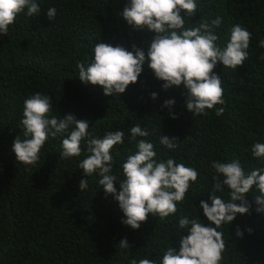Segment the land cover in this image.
I'll return each mask as SVG.
<instances>
[{"label":"trees","instance_id":"1","mask_svg":"<svg viewBox=\"0 0 264 264\" xmlns=\"http://www.w3.org/2000/svg\"><path fill=\"white\" fill-rule=\"evenodd\" d=\"M36 2L40 14L28 17L25 9L9 25L7 36H0V264H130L142 258L159 264L163 250L179 251L180 237L188 235L177 227L182 214L209 226L200 203L211 204L213 161L239 160L246 172L264 167L251 155L254 143H264V48L257 46L264 39V0H200L196 16L185 17L186 28L222 17L221 26L213 30L221 47L234 25L252 34L242 66L235 71L218 63L214 69L221 77L225 101L215 106L225 109L219 117L214 110L192 116L184 106L183 86L164 90L147 64L120 96H105L99 86L78 79L77 65L87 66L96 43L128 51L135 45L146 51L154 39L147 28L134 30L123 19L128 0ZM53 7L56 16L50 21L46 14ZM38 92L52 100L49 117L64 119L71 114L87 120L92 138L124 132V143L111 150L117 191L123 179L120 166L137 150L136 141L130 142V127L136 124L150 133L137 140L153 143L159 160L174 158L195 168L197 181L177 204V213L164 220L149 214L138 230L122 224L123 212L104 193L98 173L86 177L79 169V162L89 155L86 140L79 157L60 159L64 137H49L36 164L17 162L13 142L18 136L27 138L20 123L24 101ZM152 93L157 94L155 100ZM170 99L175 104L165 107ZM161 136L175 139L176 149L161 146ZM82 179H87L88 187L80 191ZM216 194L225 201L230 198L226 186ZM256 194L246 196L249 213L237 214L230 225L218 229L225 242L220 264H264V213L256 212ZM124 238L130 248L121 250Z\"/></svg>","mask_w":264,"mask_h":264},{"label":"clouds","instance_id":"2","mask_svg":"<svg viewBox=\"0 0 264 264\" xmlns=\"http://www.w3.org/2000/svg\"><path fill=\"white\" fill-rule=\"evenodd\" d=\"M197 3L200 0H128L122 12L123 19L134 30L147 28L155 34L154 39L146 51L135 45L132 51H128L121 46L96 43L87 66L83 63L77 65L78 79L85 84L99 86L105 96H120L129 85L137 82L147 64L155 78L163 82L164 90L183 86L186 95L184 106L192 116H207L206 110H214L216 116H222L225 109L215 107L225 103L222 80L214 69L218 63L224 69L235 71L242 66L248 59L252 34L241 25H234L226 45L221 47L213 30L221 26L222 17L216 16L210 22L186 28L185 17L196 16ZM25 9L28 17L41 11L36 0H0V36H7L9 25ZM46 15L53 21L56 9L49 8ZM257 46L264 48V39ZM156 96L152 93L153 100ZM174 104L175 101L170 99L164 106L170 108ZM50 112L53 111L49 96L38 92L24 101L20 123L27 138L22 140L18 136L13 142L16 161L26 166L36 164L47 139L57 136L64 137L60 159L79 157L81 143L86 140L89 155L79 162V169L86 177L98 173L104 193L111 195L123 212L122 224L133 230L140 229L149 214L159 220L176 214L177 204L185 199L191 184L197 181L199 173L195 168L177 163L174 158L159 160L153 143L146 139L137 140V137L146 138L150 133L136 124L130 127V142L136 141L137 150L120 166L123 179L117 191L111 150L124 143V132L117 130L107 132L103 138H92L87 120H77L71 114L64 119L56 115L49 117ZM159 144L170 150L177 147L175 139L166 136L160 137ZM251 155L264 164V143H254ZM211 167L216 173L209 197L211 204L206 201L200 203L209 226L200 219L182 214L177 227L188 235L180 237L179 251L173 247L164 249L159 264H220L225 242L223 232L218 229L222 225H230L237 214L249 213L251 205L246 196L250 192L258 193L253 196L256 212L264 213V167L246 172L239 160L227 163L213 161ZM225 186L230 197L227 201L216 194L223 192ZM87 187V179H82L80 191ZM236 235L241 237L243 233L237 229ZM118 247L121 250L130 248L126 238ZM130 264H157V261L132 259Z\"/></svg>","mask_w":264,"mask_h":264}]
</instances>
